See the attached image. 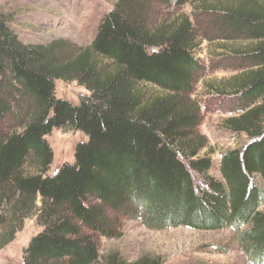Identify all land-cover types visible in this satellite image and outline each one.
I'll return each mask as SVG.
<instances>
[{
    "label": "trees",
    "instance_id": "obj_1",
    "mask_svg": "<svg viewBox=\"0 0 264 264\" xmlns=\"http://www.w3.org/2000/svg\"><path fill=\"white\" fill-rule=\"evenodd\" d=\"M151 5L118 0L85 48L24 43L0 5V124L17 123L0 131V249L36 218L42 230L24 264H101L99 237L120 236L118 216L159 230L230 227L247 256L264 264V5L197 8L215 14L228 38L251 42L238 52L250 66L217 88L238 101L226 127L248 139L222 153L220 178L203 153L209 140L198 132L200 105L190 96L208 67L194 51L199 27L183 14L154 18ZM59 80L87 90L79 104L57 96ZM55 128L88 139L76 145L72 163L51 174ZM106 264L161 261L128 263L112 254Z\"/></svg>",
    "mask_w": 264,
    "mask_h": 264
},
{
    "label": "rangeland",
    "instance_id": "obj_2",
    "mask_svg": "<svg viewBox=\"0 0 264 264\" xmlns=\"http://www.w3.org/2000/svg\"><path fill=\"white\" fill-rule=\"evenodd\" d=\"M117 1L0 0V5L13 19L15 30L24 43L41 45L65 40L70 45L85 48L91 44L102 16L111 11ZM149 1L154 18L171 19L177 14H183L191 17L199 27V43L194 51L202 63L210 68L206 67L190 96L200 105L198 132L209 140V146L203 153L212 155L214 168L211 174L220 178L222 153L230 148L243 147L248 139L245 134H235L226 127L225 120L234 113L232 111L239 108L238 101L236 98L218 95L217 88L250 66L238 56V52L247 49L251 42L228 38L222 24L216 22L215 14L208 15L197 8L201 4L235 6L241 4L242 0H189L182 7L168 4L164 0ZM248 1H258L264 5V0ZM142 89L152 95L161 93L155 87L142 86ZM56 93L60 98L79 104L87 90L77 82L59 80ZM10 124L11 127H8ZM16 126V122L0 124V131L12 130ZM87 139L80 131L55 128L48 136L54 151L50 173L55 174L64 162L72 163L76 145ZM195 180L197 184H202L198 175H195ZM118 217L117 232L120 236L99 237L101 264H106L112 254H117L119 259L128 263L148 256L158 258L161 264H256L245 253L239 234L233 228L200 231L181 226L159 230L144 226L139 218ZM41 230L42 226L36 218L26 219L23 230L11 243L0 249V264H24L25 250L32 237Z\"/></svg>",
    "mask_w": 264,
    "mask_h": 264
}]
</instances>
